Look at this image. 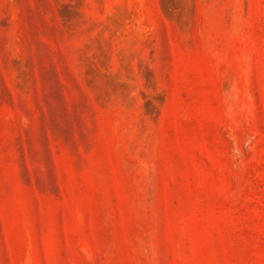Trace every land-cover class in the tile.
Listing matches in <instances>:
<instances>
[{
	"label": "rangeland",
	"instance_id": "rangeland-1",
	"mask_svg": "<svg viewBox=\"0 0 264 264\" xmlns=\"http://www.w3.org/2000/svg\"><path fill=\"white\" fill-rule=\"evenodd\" d=\"M0 264H264V0H0Z\"/></svg>",
	"mask_w": 264,
	"mask_h": 264
},
{
	"label": "bare ground",
	"instance_id": "bare-ground-1",
	"mask_svg": "<svg viewBox=\"0 0 264 264\" xmlns=\"http://www.w3.org/2000/svg\"><path fill=\"white\" fill-rule=\"evenodd\" d=\"M103 79V78H102ZM101 84V83H100Z\"/></svg>",
	"mask_w": 264,
	"mask_h": 264
}]
</instances>
